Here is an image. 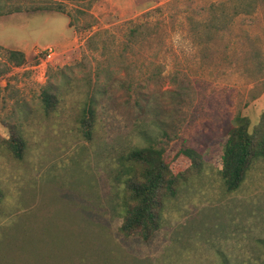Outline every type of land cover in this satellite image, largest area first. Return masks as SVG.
I'll use <instances>...</instances> for the list:
<instances>
[{
	"label": "rangeland",
	"instance_id": "374dc122",
	"mask_svg": "<svg viewBox=\"0 0 264 264\" xmlns=\"http://www.w3.org/2000/svg\"><path fill=\"white\" fill-rule=\"evenodd\" d=\"M49 1L61 0H0V264L263 260L264 159L236 191L220 169L236 117L254 126L264 112V0H134L133 8L63 0L66 12L36 9ZM48 45L59 53L44 62ZM11 49L26 63L9 62ZM49 76L63 99L47 112ZM90 93L97 122L87 140L78 118ZM139 129L168 162L183 147L203 159L148 238L120 231L110 177L115 151L149 140ZM13 136L25 141L21 158Z\"/></svg>",
	"mask_w": 264,
	"mask_h": 264
},
{
	"label": "trees",
	"instance_id": "16d2710c",
	"mask_svg": "<svg viewBox=\"0 0 264 264\" xmlns=\"http://www.w3.org/2000/svg\"><path fill=\"white\" fill-rule=\"evenodd\" d=\"M15 8L20 10V7ZM36 9L66 12V3L63 0L49 1L36 6ZM2 12L4 11L0 5V13ZM139 27L132 28L133 32L140 31ZM98 37L103 38L99 33L90 38L94 42ZM101 47L91 46L89 50H99ZM7 53L9 62L17 66L26 63L27 57L23 51L11 49ZM95 75L98 82L101 78L100 73L96 72ZM113 76L111 71L108 80ZM51 77L49 76L47 84L41 91L43 107L47 112L56 110L63 99L57 83L53 82ZM93 96L94 94L90 93L88 100L82 105V113L78 118V128L87 140H92L97 122V107ZM235 120L236 125L230 128L223 146L220 169L223 183L230 192L241 186L248 169L255 161L264 159V112L259 123L254 126L247 115H238ZM139 135L149 140L144 145H133L115 151L112 156L115 168L110 177L118 188L114 198L123 216L120 231L128 236L138 234L148 238L161 228L166 202L177 196L181 184L188 179L191 170L202 169L203 159L194 148L183 147L172 161L168 162L165 149L158 145L157 140L142 129H139ZM24 145L25 141L20 136H13L10 140V147L18 158L22 157ZM184 158H188L190 164L184 170H180L179 166ZM225 264H230L229 260H226ZM237 264H264V259L259 263L244 259Z\"/></svg>",
	"mask_w": 264,
	"mask_h": 264
},
{
	"label": "built area",
	"instance_id": "2783aa9c",
	"mask_svg": "<svg viewBox=\"0 0 264 264\" xmlns=\"http://www.w3.org/2000/svg\"><path fill=\"white\" fill-rule=\"evenodd\" d=\"M43 53L45 55L44 62H48L51 58H54L59 53V48L56 45H48L43 49Z\"/></svg>",
	"mask_w": 264,
	"mask_h": 264
},
{
	"label": "crops",
	"instance_id": "0c3cea01",
	"mask_svg": "<svg viewBox=\"0 0 264 264\" xmlns=\"http://www.w3.org/2000/svg\"><path fill=\"white\" fill-rule=\"evenodd\" d=\"M103 2H105V3H109V2H113L112 0H98V2H97V4L98 3H103ZM134 0H131V2H130V6H129V8H133L134 7ZM108 6H104L103 8H107ZM98 8V7H97ZM100 8V7H99Z\"/></svg>",
	"mask_w": 264,
	"mask_h": 264
}]
</instances>
